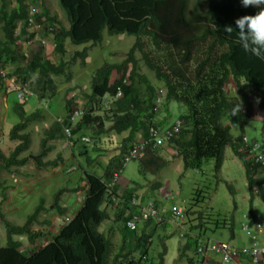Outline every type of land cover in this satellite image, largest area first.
<instances>
[{
  "label": "trees",
  "instance_id": "trees-1",
  "mask_svg": "<svg viewBox=\"0 0 264 264\" xmlns=\"http://www.w3.org/2000/svg\"><path fill=\"white\" fill-rule=\"evenodd\" d=\"M34 3L35 0H0V70L11 67L7 77L15 79V89L26 86L38 99H49L56 93L55 77L62 76L66 83L70 82L71 73L66 71L76 59L85 63L86 47L64 59L66 41L94 47L101 42L102 32L106 30L109 35L132 36L135 42L120 63L103 64L94 72L89 81L90 94H85L84 115L74 123L69 121V116L78 109L74 104L77 95L65 100V115L43 130L40 153L34 160L37 170L56 167L61 162L59 156L55 161H43L42 158L52 149L48 142L66 136L64 128L70 129L69 138L75 144L82 137L76 136L84 130L90 131L92 143L106 137L111 145L113 136H122L116 138L114 155L103 174L82 172L85 188L80 208L54 234L50 232L49 239L41 245L37 243L40 232H34L32 228L43 214L56 213L61 217L66 213V208L58 204V197L54 199L52 209L46 208L40 200L23 225L2 219L6 243L0 247V264H153L148 257V248L155 230L158 227L164 229L168 221L172 222L170 211L162 210L156 201L139 197L135 188L118 195V186L108 183L114 170L122 172L126 165L124 158L141 139L147 138L150 127L160 131L173 127L174 124L167 125L165 120L157 117L160 107L166 110L172 101L184 106L186 112L178 116L181 127L166 145L174 151L175 158L182 160L184 170H199L204 162L213 160L214 171L218 173L228 146L243 167L250 197H258L264 202L261 189L264 170L247 156L248 143L243 145V138L247 142L256 141L264 152L262 140L249 139L244 132L248 123L258 121L255 116L260 117L264 129V61L241 50L234 25L235 18L252 14L256 9L241 6L239 0H58L68 23L65 27L43 6L36 11ZM30 18L42 25V38L51 44V52L61 57L56 63L47 58L45 46L39 42L28 46L26 51L21 50L20 42L24 40L16 34L18 26L22 24L21 33L28 35V39L36 35L28 27ZM227 27L232 28L231 33L225 31ZM49 28L52 29L50 32L47 31ZM140 67L151 72L155 81L162 85L165 91L163 104L156 105L158 86L140 72ZM116 73L118 77H113ZM124 79L126 84H123ZM229 79L234 82L240 97L226 95ZM117 87L121 97L105 108V99L114 96ZM4 89V80L0 78V91ZM24 105V101L12 104L21 122L9 131V139L17 145L7 156L0 153L1 170L9 171L28 162V157H20L29 149V135L23 131L30 119H39L41 114L36 111L26 115ZM94 107L102 109L103 114H95ZM107 122L110 125L105 128ZM160 147L146 149L135 160L145 166L153 165V154ZM82 150L79 155L85 157L88 165L92 160L88 151ZM92 150L105 153L96 147ZM156 187L159 190L161 185ZM132 197L140 205L130 204ZM148 201L156 207L157 216L136 224L135 230L127 229L125 222L131 215L138 214L139 207ZM191 213L189 210L184 212L183 224L188 228L179 234L182 242L178 259H186L192 264L199 262L198 257L205 254H222L223 259L224 252L211 250L214 242L208 243L206 232L224 228L226 221L216 219L209 223L200 216L190 217ZM257 216L263 226L261 215ZM158 217H162L160 222ZM252 218L257 219L254 215ZM194 220H199L198 224H194ZM43 224L51 226L47 219ZM106 227L121 237L118 249L108 235H104ZM22 237L31 246L30 251L24 249ZM132 246L131 252H124ZM162 246L158 264H164L166 248ZM243 248L247 247L236 250L228 246V253L235 255ZM133 251H137V255H133ZM237 256L250 263L248 256ZM262 260L264 262V256Z\"/></svg>",
  "mask_w": 264,
  "mask_h": 264
},
{
  "label": "rangeland",
  "instance_id": "rangeland-1",
  "mask_svg": "<svg viewBox=\"0 0 264 264\" xmlns=\"http://www.w3.org/2000/svg\"><path fill=\"white\" fill-rule=\"evenodd\" d=\"M42 6L48 9L51 15L54 14L63 26L66 27L68 25L66 16L59 6L58 0H35L33 8L36 11H40ZM134 42L135 38L132 36L126 34L109 35L106 30L102 32L101 42L94 47H91L89 44L73 45L69 41H66L67 55L64 56V59L67 60L73 52H80L86 47L87 57L85 63L82 64L79 59L71 63L68 71H66L70 72L72 76L68 83H66V80L62 76L55 77L56 93L49 99L37 100L33 95L28 96L26 115H32L38 111L42 116L34 120L30 119V117V121L23 131V133H28L31 136L29 137V147L33 142V150L36 153H29L30 158H28V162L24 165L26 167H13L9 172L3 169L0 171V186H2L0 187V215L2 216V218L0 216V247H4L6 243L2 219H6L14 225H23L27 216L33 212L40 200H43L44 206L47 208L51 207L54 199L58 197L59 204L66 208V213L56 218L55 222L56 213L43 214L40 216L38 224L32 228L34 232H40L41 234V237L37 239V243L40 245L43 242L45 243L50 237V232L54 234L80 208L82 199L84 198V193L81 191L85 184L82 179V172L87 171L98 176L103 174V170L109 159L114 155L113 151H109L111 146L108 140L105 139L106 137H101L98 143L97 141L88 144L77 143L73 149L74 151H72L74 158L71 157L70 150L68 146H65L64 141L57 142V144L55 142L52 145V149L55 150L50 151L42 159L43 161H55L57 160V156L60 158L64 157V161L61 159V162H58L59 165L63 161V166L59 167V169L48 167L43 170H37L34 166L35 159L33 155L38 156L40 153L38 151L43 137L42 132L46 128L45 126H49L50 123L52 124V119L65 115V100L77 95L74 104L77 108L84 109L85 102L87 101L85 94H90L89 81L91 76L103 64L120 63L124 54L128 52ZM51 48V44L45 45V55L51 62L56 63L61 57L53 54ZM27 57H29V54ZM8 70H11V67H8ZM140 72L146 74L151 82L155 86H158L157 89L163 92L161 103L163 104L165 91L162 85L157 83L153 74L143 67H140ZM118 75L116 73L113 77H118ZM225 91L228 97H240L232 79L227 81ZM7 96L9 104L15 102L11 93H7ZM160 108L157 117L160 120H165L167 125L174 124L178 116L186 112L184 106L173 101L169 102L166 110L162 107ZM94 110H97L95 113L97 115L103 114L102 109L98 110L94 107ZM1 113L0 109V116ZM256 117L260 118L259 116ZM20 122L21 119L10 110L2 127L4 133L12 132L13 126ZM247 126L248 129L245 130V135L249 139L255 138L264 141V129L261 122L252 121ZM82 133L87 137L91 134L89 130H84ZM5 142L9 144V141ZM94 147L104 150L105 153L92 150ZM82 149L88 151V156L92 160L88 165H86L87 161L85 157L78 156V152L83 151ZM5 152L9 154L8 150H5ZM21 156L23 154H20ZM153 156L154 163L151 166H145L139 160L126 163L119 179V186L122 187L127 183L128 189L135 188L136 195L147 200L156 201L168 212L171 208H179L182 211V218L176 220L175 223L173 221L166 223L164 229L169 232L167 238H162L161 233L163 234V229L157 228L155 230L152 242L148 248V257L150 261H153V264H158V254L163 252V244L166 247L163 257L166 264H185V261L178 259L177 249L182 242L179 234L184 233L186 228H188L187 224L180 225L184 223V212L188 210L192 212L190 217L195 218L200 216L204 221L209 223H212L216 219L226 221L224 228L206 232V237L209 239L208 243L226 242L233 246L249 244L248 238L241 230V225L245 222L244 217L247 216L250 202L261 211L260 204L256 197H252V200L249 197L243 167L240 161L232 155L228 146L224 150L223 164L218 173L214 171L213 160L204 162L199 170H184L182 160L175 158L174 151L166 144L161 146ZM71 167H74V170H71ZM62 170L64 171L62 172ZM68 170L71 171L68 172ZM158 184L161 185L159 190L156 187ZM74 189L77 191L73 192ZM64 190H68V192ZM59 192H61L60 195ZM45 219L49 220L51 226L43 224V220ZM198 222L199 220H194L193 223L198 224ZM106 226L109 227V224L107 223ZM107 227L104 235L106 236L107 234L114 247L117 246L118 249L121 237L115 231L114 233L113 231H109ZM125 235L129 234L126 233ZM21 239L24 242V249L30 251L31 246L25 243V237ZM133 248V246L128 247L124 252L129 253ZM117 252L118 250L115 253ZM132 254L137 255V251H133ZM190 254L191 251L188 252L189 256ZM218 256L220 257V255Z\"/></svg>",
  "mask_w": 264,
  "mask_h": 264
},
{
  "label": "built area",
  "instance_id": "built-area-1",
  "mask_svg": "<svg viewBox=\"0 0 264 264\" xmlns=\"http://www.w3.org/2000/svg\"><path fill=\"white\" fill-rule=\"evenodd\" d=\"M28 27L29 29L34 30L36 35H34L32 39H28V35H26L25 40L23 42L25 46L27 47L31 46L35 42H39L40 45H43V46H45L46 44H50V43H47V41L44 38H42L41 33L44 29L41 24H38L35 22L34 18H30L28 20ZM51 30H52L51 28L47 29V31L49 32ZM0 78L4 80V83L6 84L7 88L14 89V86H15L14 78L12 77L8 78L6 76L5 71L3 70H0ZM126 83H127L126 79H124L123 84H126ZM14 93H15V98L18 101H25L29 95H32V93L27 89L26 86L21 87L20 89L14 90ZM161 94H162V91H158L157 97L155 100V103L157 106L161 103ZM120 97H121V90L120 88L117 87L116 93L111 98V100H115ZM109 103L110 101L108 100L105 101L104 107L107 108ZM82 116H83V111L81 109L74 110L69 116V121L71 123H74L76 120H78ZM180 127H181L180 120H177L171 129H165V130L160 131L155 127H150L148 130L147 138L141 139L137 145H135L132 149H130V151L128 152V155L124 158V164L140 158L144 154L145 150L148 148H155L157 146H162L166 144L179 131ZM63 131L67 137L70 136L69 128H64ZM81 141L84 143H88L89 139L86 137H82ZM246 144H247V153H248L247 156L251 158L254 163H259L264 170V152L262 151V148H260L259 143H257L256 141L247 142L246 139L243 138L244 147L246 146ZM120 174H121L120 170H117V171L114 170L112 172L109 186H112L118 182ZM261 189L264 194V183ZM112 200H114V198H112ZM130 204L136 207L139 203H138V200H136L135 198H131ZM261 205H262L261 206L262 210H264V202H262ZM137 213L138 214L136 215H131L130 219H128L125 222V226L127 229L135 230L136 224L144 222L149 217L152 218V217L157 216L156 207L153 205L151 201H148L142 204V206L139 207ZM180 218H182L181 209L171 208L170 209V219L175 222L176 220ZM256 218L257 219L256 220L254 219V223H253L254 234H252L250 237L251 245L249 247L240 249L235 255H231L228 253L229 249L227 245H224L222 243L212 244L211 250H214L216 252L218 251L224 252L222 262H228L232 257L236 255H246L249 257L251 264H264L262 260V257L264 256V228L261 225V223L258 221L259 217L256 216ZM161 220H162V217L157 218L158 222H160ZM241 229L242 231H248V226L242 225ZM259 236H263V239L261 241L259 239ZM225 257L228 258L227 261L224 260Z\"/></svg>",
  "mask_w": 264,
  "mask_h": 264
},
{
  "label": "crops",
  "instance_id": "crops-1",
  "mask_svg": "<svg viewBox=\"0 0 264 264\" xmlns=\"http://www.w3.org/2000/svg\"><path fill=\"white\" fill-rule=\"evenodd\" d=\"M49 14L51 15V13L49 12ZM51 16H54V14L53 15H51ZM22 28V24H20L19 26H18V29H17V32H16V34L19 36L20 35V37H22L21 38V40H25V33L24 34H22L21 33V29ZM20 44H21V46H22V50L23 51H25L26 49H28L29 47H26L25 46V44L23 43V41H21L20 42ZM8 69H6L5 70V73H6V76H7V74H8ZM5 84V83H4ZM5 88H6V90L4 89V90H1L0 91V109H1V116H0V153L2 154V155H4V156H7L8 154H6L7 152H5V150H8L9 151V153H10V151L17 145V142H15V141H11L10 139H9V137H8V135H9V132L7 133V134H5L4 133V131H3V129H2V127L4 126V124H5V120H6V117H7V115H8V113H9V111L10 110H12L13 111V109H12V102L9 104L8 103V96H7V93H11L12 95H13V97H14V99H15V101H18L16 98H15V93H14V90L13 89H9V88H7V86H6V84H5ZM16 88V87H15ZM27 89L30 91V89L27 87ZM31 92V91H30ZM32 93V92H31ZM32 95L34 96V97H36L37 98V100H40V99H38V97L37 96H35L33 93H32ZM27 99H28V97L26 98V100L24 101L25 103H27ZM26 105H28V104H26ZM26 105H24V110H25V113H27L26 111H27V106ZM14 112V111H13ZM17 115V114H16ZM42 117V116H41ZM60 119V117H57V118H54V119H52V121H54V120H59ZM257 120H258V122H260V118H257ZM51 124V123H50ZM110 125V123L109 122H107V123H105V128L106 127H108ZM45 127H48V125L47 126H45ZM166 128V127H165ZM246 129H248V126L246 125L245 126V129H244V132H245V130ZM87 137V136H85V135H83V133H81L79 136H76V137ZM29 137H31L30 135H29ZM122 136H118V137H116V138H121ZM5 138H7L6 140H5ZM89 138V137H88ZM112 138H114L113 139V141H112V144L110 145L111 147H110V152H114V148L117 146V143H118V139H116L114 136L112 137ZM139 138V136L137 137V139ZM5 141H9V144L7 143L6 144V142ZM61 141H64V143L66 144L65 146H68V148H69V150H70V155H71V157H73L74 158V155H73V152L72 151H74L73 149L75 148V146H76V144L75 143H72V139L71 138H69V137H67V136H65V137H63L62 139H60V140H53V141H50V142H48V144L53 148V144L56 142V144H57V142L59 143V142H61ZM110 143V142H109ZM263 145H264V141H262L261 142ZM39 145V144H38ZM6 146V148H4ZM33 142L30 144V147H29V149H27V151H25L24 153H23V156H21L22 158L23 157H28V158H30V154L29 153H36V152H34V150H33ZM64 147V146H63ZM113 148V149H112ZM55 149H51V151H54ZM57 151V150H56ZM116 151V150H115ZM38 152H40V149H39V151ZM117 152V151H116ZM81 152H78V156H80L79 154H80ZM31 155H33V154H31ZM33 157H34V159L37 157V155L35 156V155H33ZM62 157V156H61ZM70 157V158H71ZM82 157V156H81ZM63 161H64V157H62L61 158ZM63 161H62V163H60L58 166H56V167H54V168H58L59 169V167H62L63 166ZM24 167H26V166H24ZM22 168V167H21ZM71 168H73V167H71ZM0 171H1V169H0ZM61 171V170H60ZM9 172V171H8ZM42 172H44V171H42ZM42 172H40V173H42ZM62 172H63V170H62ZM58 174H60V173H58ZM58 174H57V176H58ZM19 176H21V175H19ZM263 177H264V173H263V175H262ZM119 183H120V180H119V182H118V184H117V186H118V190H117V194L118 195H123V193H125V191H126V189H128V184L126 183V185H123L122 187L121 186H119ZM0 187H2V186H0ZM85 188V184H84V187H83V189ZM81 191V190H80ZM81 192H83L84 193V191L82 190ZM250 197V196H249ZM255 197V196H254ZM251 198V197H250ZM258 200H259V204H260V209H261V211L259 210V209H257L256 207H254L253 205H252V203L250 202V205H249V210H248V212H247V216H245L244 217V219H245V222L242 224V225H246V226H248V231H242L244 234H245V236L248 238V241H249V244L248 245H243V246H233V245H229V244H227L226 242H219V243H223V244H227V246H229V247H231V248H234V249H239V248H242V247H248V246H250L251 245V239H250V237H251V235L252 234H254V229H253V218H252V216L254 215V216H257L258 214H260L261 215V219H263V222H264V211L262 210V208H261V203H262V201H261V199L260 198H258V197H256ZM83 200V199H82ZM251 200H252V198H251ZM58 204H59V202H58ZM60 205V204H59ZM158 205H160V204H158ZM60 207H63V206H60ZM53 208V205L50 207V209H52ZM160 208L162 209V210H164V211H166V209H163L162 207H161V205H160ZM59 216L58 215H55V218H54V222H55V219L56 218H58ZM241 225V226H242ZM158 228H160V227H158ZM263 228H264V223H263ZM163 230H165V229H163ZM242 230V229H241ZM161 235L164 237V238H167L168 236H169V232L167 231V230H165L164 232H163V234L161 233ZM259 239H260V241L263 239V236H259ZM210 243V242H209ZM164 245V244H163ZM164 248H166L165 246H164ZM179 251V249H177V253H179L178 252ZM218 255H220V257L218 256ZM222 254H205V255H203L202 256V258L199 256L198 257V260H200L199 262H197L196 264H222L223 262H222ZM180 260H183V261H185V264H192V263H189V261H187L186 259H180ZM226 263H228V264H251V263H249V261L247 262L245 259H241L239 256H234V257H232L228 262H226ZM164 264H166V262H165V260H164ZM173 264V263H172Z\"/></svg>",
  "mask_w": 264,
  "mask_h": 264
},
{
  "label": "clouds",
  "instance_id": "clouds-1",
  "mask_svg": "<svg viewBox=\"0 0 264 264\" xmlns=\"http://www.w3.org/2000/svg\"><path fill=\"white\" fill-rule=\"evenodd\" d=\"M239 2L241 4V6H243V7L251 6L256 10L252 14H244V15H241V16L234 19V25H235V29H236V40L239 44V47L241 48V50L244 53L249 54L250 56L255 57L259 60L264 61V0H239ZM225 31H227L228 33H231L232 28L227 27L225 29ZM15 87H16V84H15L13 90H16ZM159 91H161V90H159ZM112 97L105 99V101L108 100L111 103ZM161 103H162V94H161ZM78 109H81L83 111V115H84V109L79 108V107H78ZM177 120H179V119H177ZM175 122H174V124H175ZM81 138H79L80 142H82ZM86 138H88V137H86ZM82 143H84V142H82ZM88 143H90V139H89ZM72 169L74 170V167L71 168V170ZM71 170H68V172H70ZM119 179H120V177H119ZM118 182H119V180H118ZM118 182L114 185H117ZM132 198H134V197H132ZM180 225H183V223H181ZM214 243H218V242H214ZM227 259H228L227 257L224 258L225 261H227Z\"/></svg>",
  "mask_w": 264,
  "mask_h": 264
}]
</instances>
